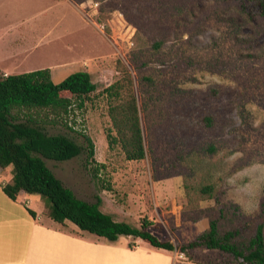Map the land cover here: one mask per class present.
Here are the masks:
<instances>
[{"label": "rangeland", "instance_id": "1", "mask_svg": "<svg viewBox=\"0 0 264 264\" xmlns=\"http://www.w3.org/2000/svg\"><path fill=\"white\" fill-rule=\"evenodd\" d=\"M36 8L23 68L50 66L54 83L85 70L96 84L83 107L73 105L46 126L82 145L89 136L92 159L82 153L46 164L77 197H100L113 219L135 227L146 220L150 232L176 246L178 258L245 264L218 249L184 254L178 247L211 219L220 232L241 228L243 240L261 220L264 17L249 18L234 0H37ZM127 76L145 148L139 160L109 148L106 137L104 88ZM61 225L80 234L69 221ZM136 240L120 235L115 243L145 246Z\"/></svg>", "mask_w": 264, "mask_h": 264}, {"label": "trees", "instance_id": "2", "mask_svg": "<svg viewBox=\"0 0 264 264\" xmlns=\"http://www.w3.org/2000/svg\"><path fill=\"white\" fill-rule=\"evenodd\" d=\"M234 1L249 18L264 17V0ZM95 89L96 84L85 70L75 71L59 83L51 80L49 68L0 77V167L11 165L13 174L3 191L11 199H16L20 191L37 193L55 222L69 221L107 242H115L124 235L154 248L173 251L176 246L150 232L146 220L135 227L103 212L100 197L94 202L77 197L45 162V159L66 161L82 153L86 154V159H92L94 147L89 136L83 134L85 145H82L66 134H49L46 126L60 121L73 105L83 107ZM104 92L110 99L111 128L106 134L109 148L119 146L127 160L142 159L145 156L142 130L128 76L108 85ZM90 169L97 179L99 167ZM202 191L210 194L212 188L203 186ZM28 211L34 215L32 210ZM260 218L255 231L246 240L241 239V228L220 232L217 220L211 219L206 230L178 249L184 254L197 247L218 249L245 264H264V209ZM187 260L211 264L210 261H194L189 256Z\"/></svg>", "mask_w": 264, "mask_h": 264}, {"label": "crops", "instance_id": "3", "mask_svg": "<svg viewBox=\"0 0 264 264\" xmlns=\"http://www.w3.org/2000/svg\"><path fill=\"white\" fill-rule=\"evenodd\" d=\"M36 1L0 0V74L3 76L33 69L23 67L30 50L26 43L28 29L37 15V8L33 9ZM45 66L41 68H50ZM12 175L11 165L0 167V264H199L145 243V246L142 243L128 246V243L107 242L77 226L80 234L65 230L62 223L46 213L48 208L39 194L20 191L16 199H11L4 193L3 186L12 180Z\"/></svg>", "mask_w": 264, "mask_h": 264}]
</instances>
